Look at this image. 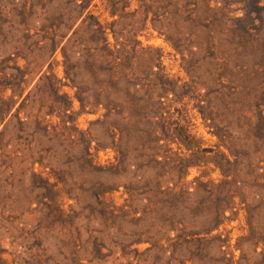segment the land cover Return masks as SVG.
<instances>
[{
    "label": "rangeland",
    "instance_id": "rangeland-1",
    "mask_svg": "<svg viewBox=\"0 0 264 264\" xmlns=\"http://www.w3.org/2000/svg\"><path fill=\"white\" fill-rule=\"evenodd\" d=\"M0 264H264V0H0Z\"/></svg>",
    "mask_w": 264,
    "mask_h": 264
},
{
    "label": "trees",
    "instance_id": "trees-1",
    "mask_svg": "<svg viewBox=\"0 0 264 264\" xmlns=\"http://www.w3.org/2000/svg\"><path fill=\"white\" fill-rule=\"evenodd\" d=\"M85 8H86V6H83V9L80 10V13L76 16L74 22L71 23V24L68 26V29H70V30H71V29H74V33L78 30L77 27L75 28V25H76L77 21L79 20V17H80V16L84 13V11L86 10ZM70 30H69V31H70ZM67 34H68V32H67V33H64V34H60V35H61L60 42L63 41V40L67 37ZM57 35H59V34H55V35H54V38H51L52 41H53V40H56ZM199 237H200V236H199Z\"/></svg>",
    "mask_w": 264,
    "mask_h": 264
}]
</instances>
